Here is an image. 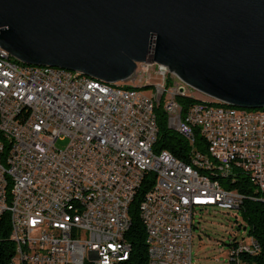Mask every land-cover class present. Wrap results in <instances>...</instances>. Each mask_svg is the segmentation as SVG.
Segmentation results:
<instances>
[{
    "label": "built area",
    "instance_id": "obj_1",
    "mask_svg": "<svg viewBox=\"0 0 264 264\" xmlns=\"http://www.w3.org/2000/svg\"><path fill=\"white\" fill-rule=\"evenodd\" d=\"M0 52V153L6 146L0 159V230L6 215L13 243L8 264L126 260L128 207L146 179L152 181L138 213L148 264H192L197 210H237L245 198L264 201V115L193 107L181 115L175 96L188 95L185 83L151 61L144 71L155 67L157 81L148 93L126 96L88 75L78 77L76 70L20 66L1 47ZM160 102L168 126L221 181L207 180L168 150L154 149V108ZM185 124L195 125L202 149ZM60 137L67 138L64 148L55 146ZM228 177L248 181L254 195L229 186ZM68 194H82L83 207H56V199ZM258 249L246 234L231 242L224 264H242L241 254Z\"/></svg>",
    "mask_w": 264,
    "mask_h": 264
},
{
    "label": "water",
    "instance_id": "obj_2",
    "mask_svg": "<svg viewBox=\"0 0 264 264\" xmlns=\"http://www.w3.org/2000/svg\"><path fill=\"white\" fill-rule=\"evenodd\" d=\"M0 47L108 83L151 61L215 102L264 108V0H0Z\"/></svg>",
    "mask_w": 264,
    "mask_h": 264
},
{
    "label": "trees",
    "instance_id": "obj_3",
    "mask_svg": "<svg viewBox=\"0 0 264 264\" xmlns=\"http://www.w3.org/2000/svg\"><path fill=\"white\" fill-rule=\"evenodd\" d=\"M170 82L171 81L168 79V84H170ZM123 86L129 87L128 85ZM151 86V84H147L143 87L145 89H148ZM175 99L181 107V115L186 112L187 108L191 104L199 101V99L197 98L181 94L176 95ZM206 102L215 103V101ZM154 115L157 125V135L154 143V149L168 150L174 157L180 159L181 161L189 162L191 154L189 151L190 147L188 145V142L177 131L173 130L168 126L167 115L166 112L163 110L161 102L154 108ZM202 144L203 138L202 136H200V134L196 132V148L202 149ZM5 152L6 146L2 149L0 153L1 161H3ZM146 178H148V175L146 176ZM236 178L237 179H235L233 182L229 181L228 185L231 187H238L240 191H244L243 193L246 196L254 195L252 184L248 183V181H243V183L240 177ZM151 181L152 179H146V181L144 182H148V184L142 183L128 207L130 225L124 233V239L131 246L129 256L126 260L117 261L113 264H148L147 244L145 242V229L139 217L138 205L146 190L150 188ZM237 211L240 212V215L243 221L245 222V225L242 226L241 224H239L237 225V228L242 227L244 230H246V234L253 236V238L257 241L259 245V249L254 253L241 254L240 259L242 264H264V201L245 198L240 204V207L237 209ZM8 228V219L6 218V215H4L0 230V264H8L13 254V243L8 237ZM233 240H235V238L230 240L228 247L230 246Z\"/></svg>",
    "mask_w": 264,
    "mask_h": 264
},
{
    "label": "rangeland",
    "instance_id": "obj_4",
    "mask_svg": "<svg viewBox=\"0 0 264 264\" xmlns=\"http://www.w3.org/2000/svg\"><path fill=\"white\" fill-rule=\"evenodd\" d=\"M145 68V63H137L136 69L131 76L119 83L124 85L136 84V86L153 84L158 79L155 74L156 68L147 66V71H144ZM169 80L171 81V79ZM184 87L187 90V94L193 98L214 101L186 84ZM66 143L67 138L60 137L55 141V146L64 148ZM194 221L197 227L194 228L192 236V264H224L228 259V244L230 240L233 238L240 240L246 237V230L242 227L237 228V225L241 224L243 226L245 222L240 212L235 209L207 207L197 210Z\"/></svg>",
    "mask_w": 264,
    "mask_h": 264
},
{
    "label": "bare ground",
    "instance_id": "obj_5",
    "mask_svg": "<svg viewBox=\"0 0 264 264\" xmlns=\"http://www.w3.org/2000/svg\"><path fill=\"white\" fill-rule=\"evenodd\" d=\"M3 60V53L0 52V61ZM14 64H20V66H27L32 68H41L42 65H33V64H26L14 58ZM65 71H73L70 69L64 68ZM78 77H86L85 74L78 71ZM92 82H99L101 85H108V91H114L115 95H126V96H133V95H142V93H148V89H145L143 86H136V87H124L123 85H118V83H108L102 81L100 79L94 78L90 76ZM129 86V85H128ZM189 107H193L196 109L202 110H220V111H227V112H239V114H253V115H264V110L260 109H253V108H244L239 106H233L227 103L222 102H215V103H207L204 100H199L191 104ZM194 124H185V131L188 136H194ZM191 154V153H190ZM184 162L188 168L191 170H195L199 175H205V178L210 181H220L221 174L218 171H208V165L202 162H197L196 158L191 155L190 161ZM239 178V177H238ZM236 177H228V182H233ZM56 207H62V209H70L74 207H83V200L82 194H68L62 199H56ZM256 250H249V253H254Z\"/></svg>",
    "mask_w": 264,
    "mask_h": 264
}]
</instances>
